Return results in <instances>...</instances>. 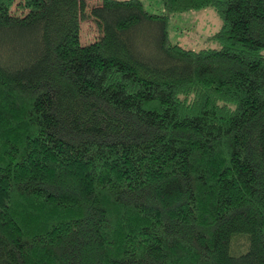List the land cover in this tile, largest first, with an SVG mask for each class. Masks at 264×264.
<instances>
[{
	"label": "trees",
	"instance_id": "obj_1",
	"mask_svg": "<svg viewBox=\"0 0 264 264\" xmlns=\"http://www.w3.org/2000/svg\"><path fill=\"white\" fill-rule=\"evenodd\" d=\"M158 1L0 0V264H264V0Z\"/></svg>",
	"mask_w": 264,
	"mask_h": 264
},
{
	"label": "rangeland",
	"instance_id": "obj_2",
	"mask_svg": "<svg viewBox=\"0 0 264 264\" xmlns=\"http://www.w3.org/2000/svg\"><path fill=\"white\" fill-rule=\"evenodd\" d=\"M143 6L152 13H161L163 8L157 0H142ZM86 12L89 14L100 6L101 0H84ZM168 38L179 42L189 49L215 48L219 44L210 39V35L220 27V18L211 7L191 9L180 14H169ZM97 23L92 18L80 24V42L85 45L93 42L100 35ZM158 34L154 25L144 23L131 33L133 44L145 52H153ZM264 55V50H263Z\"/></svg>",
	"mask_w": 264,
	"mask_h": 264
}]
</instances>
